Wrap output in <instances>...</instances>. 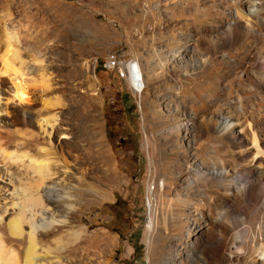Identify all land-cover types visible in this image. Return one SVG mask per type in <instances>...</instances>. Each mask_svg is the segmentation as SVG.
Segmentation results:
<instances>
[{
	"label": "rangeland",
	"instance_id": "rangeland-1",
	"mask_svg": "<svg viewBox=\"0 0 264 264\" xmlns=\"http://www.w3.org/2000/svg\"><path fill=\"white\" fill-rule=\"evenodd\" d=\"M259 1L0 0V17L10 14L0 20V53L4 26L32 42L43 28L37 21L64 18L70 34L51 67L70 128L60 141L89 151L93 136L119 177H104L99 159L84 164L85 180L104 195L81 191L68 222L50 227L39 247L59 260L48 264H264ZM237 11L263 21L244 25ZM112 55L139 64L141 92L105 69Z\"/></svg>",
	"mask_w": 264,
	"mask_h": 264
},
{
	"label": "bare ground",
	"instance_id": "bare-ground-1",
	"mask_svg": "<svg viewBox=\"0 0 264 264\" xmlns=\"http://www.w3.org/2000/svg\"><path fill=\"white\" fill-rule=\"evenodd\" d=\"M4 16L0 17L1 21L10 20V14ZM252 16L248 18V14L237 11V20L244 25L252 20L258 24L263 21L258 14ZM23 19L21 25L26 35L32 23L25 14ZM37 23L43 28L37 36L30 37L33 43L22 34L21 38L17 29L9 30L4 26L1 30L0 264H48L58 261L48 259L49 254L39 247L50 227L63 226L68 222L73 203L80 201L81 191L93 197L104 195L96 183L85 180L90 169L86 165L94 166L95 159H99L104 177L112 180L118 177L111 170L106 156H102L98 140L93 136L88 137L92 145L89 151H84L81 143L67 147L61 143L62 138L68 137L70 128L62 119L63 103L53 86L51 67L58 58L53 53L54 48L70 31L64 26L65 20L61 15L51 22L39 20ZM51 40L54 43L50 47L35 48V44ZM135 64L139 68V64ZM136 79L132 80V88L141 92L142 76L141 81ZM6 116L12 120L14 128L3 126ZM252 141L257 146L255 134ZM259 151L252 155L251 162ZM70 166L80 176L71 177L67 169ZM194 171L197 179L202 177V167ZM83 182L87 187H82ZM236 188L244 190L248 186L239 185ZM258 189L264 194V184ZM147 227L148 231L153 227L151 220Z\"/></svg>",
	"mask_w": 264,
	"mask_h": 264
},
{
	"label": "built area",
	"instance_id": "built-area-1",
	"mask_svg": "<svg viewBox=\"0 0 264 264\" xmlns=\"http://www.w3.org/2000/svg\"><path fill=\"white\" fill-rule=\"evenodd\" d=\"M147 28H150V24L147 25ZM133 60H120L116 56H109L106 60H104V67L108 70H115L118 77H120L127 85L129 91L135 95L139 93L140 91H135L132 87L134 86V83L132 80L134 78H138L141 81V71L140 66L139 68H136L135 61ZM132 65V66H130ZM132 73H129V71ZM134 75V76H133ZM137 80V79H136Z\"/></svg>",
	"mask_w": 264,
	"mask_h": 264
}]
</instances>
